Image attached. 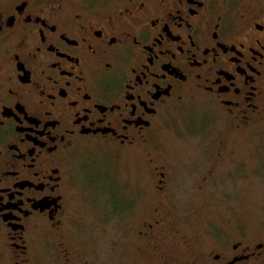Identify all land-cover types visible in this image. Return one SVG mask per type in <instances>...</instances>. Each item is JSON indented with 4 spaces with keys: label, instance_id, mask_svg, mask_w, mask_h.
Returning a JSON list of instances; mask_svg holds the SVG:
<instances>
[{
    "label": "flooded vegetation",
    "instance_id": "af4514ba",
    "mask_svg": "<svg viewBox=\"0 0 264 264\" xmlns=\"http://www.w3.org/2000/svg\"><path fill=\"white\" fill-rule=\"evenodd\" d=\"M202 112L237 131L264 124V0H0V264H97L78 235L77 178L114 159L138 161V177L121 179L129 208L105 216L130 225L111 255L264 264V238L219 231L203 244L179 229L186 204L156 139Z\"/></svg>",
    "mask_w": 264,
    "mask_h": 264
},
{
    "label": "rangeland",
    "instance_id": "374dc122",
    "mask_svg": "<svg viewBox=\"0 0 264 264\" xmlns=\"http://www.w3.org/2000/svg\"><path fill=\"white\" fill-rule=\"evenodd\" d=\"M156 140V153L173 168L176 198L190 206L184 210L186 205L181 204L177 212L179 229L189 240L207 244V234L211 237L219 231L222 236L226 231L264 238V124L237 131L228 129L215 112L185 114L173 116ZM217 151L221 158H215ZM102 162L85 164L77 178L78 187L84 191L80 194L83 205H87L82 209L83 226L78 235L96 249L97 264H124L122 249L115 248L111 255L110 244L111 239L119 241L130 225L107 223L105 216L110 209L129 208L136 193L126 196L120 183L121 179L133 181L138 177L134 172L138 161L114 159L108 170ZM208 165L214 166V173L202 188L201 177ZM149 182L146 179L143 186L148 193ZM153 200L148 196L147 204ZM41 251L43 244H32L30 257L38 262Z\"/></svg>",
    "mask_w": 264,
    "mask_h": 264
}]
</instances>
